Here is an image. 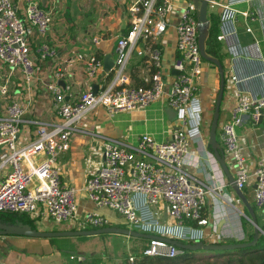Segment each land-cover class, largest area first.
<instances>
[{"label":"built area","instance_id":"2783aa9c","mask_svg":"<svg viewBox=\"0 0 264 264\" xmlns=\"http://www.w3.org/2000/svg\"><path fill=\"white\" fill-rule=\"evenodd\" d=\"M189 0L178 14L175 30V54L165 78L159 38L166 29V15L171 0H131L126 7V29L115 38L111 77L92 94L82 92L70 102L63 98L61 86H46L55 107L58 121L25 120V108L15 102L5 104L0 115V212L35 215L39 207L54 224L77 222L99 228L106 219L98 209L115 212L128 229L157 237L193 243L204 237L202 228L207 220L202 216L204 197L223 188L222 170L211 151L203 144L202 107L197 96V78L201 74L202 58L197 45V11ZM248 0H207L209 6L218 7V26L221 38L232 57L242 55L258 59L256 42L241 47L235 39L233 6ZM244 21L257 17L263 29L264 19L249 10L238 13ZM50 13L34 0H26L22 16H18L11 0H0V63L10 70H18L25 81L33 78L37 66L30 57L27 38L32 31L41 35L50 23ZM245 31L250 32L245 25ZM85 41L97 43L99 37L89 36ZM35 52L38 58L52 57L55 50L40 43ZM131 58L141 59L146 65L144 86L127 84L126 66ZM101 67L100 59L89 56L84 60L83 74L92 78ZM62 74L55 73L57 79ZM244 79L231 76L232 83ZM166 80L168 88L165 90ZM7 94V82H0V96ZM165 97L167 105L176 113L179 125L165 141H156L141 134L136 142L128 144L115 138L102 137L103 163L89 175L83 191L92 204L76 219V188L60 182L56 168L57 156L68 148V137L82 115L98 106L108 114L131 109H143ZM246 116L255 123L264 120V95L255 96L239 89L228 116L218 124V140L223 156L233 164V182L241 190L250 176L254 179L251 202L254 208L264 207V161L259 159L249 174L246 159L238 143L235 127ZM35 127V137L18 144L21 123ZM196 142L202 161L211 171L212 184L188 172L187 147ZM165 216L161 219V206ZM180 250L159 238L147 239L142 254L148 257L174 258ZM131 260V257H129Z\"/></svg>","mask_w":264,"mask_h":264},{"label":"crops","instance_id":"0c3cea01","mask_svg":"<svg viewBox=\"0 0 264 264\" xmlns=\"http://www.w3.org/2000/svg\"><path fill=\"white\" fill-rule=\"evenodd\" d=\"M40 7L50 13V23L41 34L32 31L28 36V47L30 57L37 66L33 78L25 81L18 70H10L9 67L0 63V82H7V94L0 96V115L4 106L9 101H15L25 108L23 118L25 120H40L57 122L58 116L48 93L46 86L49 83L63 81L61 93L63 98L70 102L78 99L85 91H91L92 86L99 88L101 84L111 77V68L114 59L115 38L123 32L127 26L126 7L131 0H34ZM75 8L71 5L74 2ZM189 0H171L167 11L166 29L159 38V47L162 56L163 74L167 80L172 73L170 64L175 54V30L180 8ZM223 2L224 0H215ZM26 0H11L18 16H22L23 6ZM87 8L84 15L87 20L81 25L79 22L83 17L78 12ZM234 22L232 27L235 31V39L241 46H247L256 42L258 59L248 58L242 55L232 57L228 54L227 44L218 33L220 43L221 67L223 69V91L218 106V117L216 126V137L218 148V124L227 118L229 109L234 103L236 89L245 93L261 96L264 95V34L257 17L244 21L238 14L240 11L249 10L264 19V0H248L233 6ZM219 8L209 6L208 13L218 17ZM208 14H206L207 18ZM124 29L121 31V25ZM245 25L250 32L245 31ZM89 36L99 37L97 43L85 41ZM44 43L55 50L52 57L40 59L37 57L35 48ZM89 56L100 59L101 67L92 78L83 74V64ZM111 62L108 71L103 70V60ZM137 58H131L126 66L127 84L132 80L129 72L136 64ZM203 62V61H202ZM136 75L144 86V76L147 74L146 65L135 68ZM62 74L61 79L55 77V73ZM244 78L235 84L231 82V76ZM108 76V77H107ZM166 80L165 90L168 88ZM141 85V86H142ZM218 88V75L216 67L204 60L201 63V74L197 78V93L202 104V119L209 112L212 114L214 100ZM95 89V90H96ZM179 125L175 111L170 108L161 97L148 104L143 109H131L114 114H108L101 107H94L85 112L77 122V131H72L68 137V148L60 152L56 160V168L60 172V182L64 186L77 189L75 194L76 216L78 219L84 211L93 206L83 191L86 178L95 173L103 163L101 142L102 137L115 138L128 144H134L141 134H146L156 141L168 140L171 132ZM208 132V130H207ZM207 132L203 129V144L207 147ZM238 143L246 159V167L252 174L259 159L264 161V120L253 123L246 116L242 118L239 126L235 127ZM35 137V127L25 121L21 123L18 144L32 140ZM221 149V147H220ZM188 157L184 168L205 182L212 184L211 171L202 161V154L197 149L196 142H190L187 147ZM222 153V152H221ZM223 156V154H222ZM225 166L233 177V164L223 156ZM222 173L220 182L224 185L220 191H213L204 197L202 205V216L206 218L207 224L202 228L203 243H238L242 237L240 225L241 217L245 218L244 211L247 209L244 201L252 207L251 193L254 179L250 176L245 186L237 194L229 185L225 175ZM161 206V219L168 221L165 216V206ZM255 217L264 222V207L254 208ZM99 213L110 225L124 224L122 219L113 211L106 208L98 209ZM39 207V213L27 215L33 221L37 230H73L80 229L77 222L69 224H54ZM125 225V224H124ZM126 226V225H125ZM51 227V228H50ZM89 227V226H88ZM82 229V228H81ZM84 229V227H83ZM40 239V238H36ZM48 246H42L37 253L27 251L30 248L28 242H24L15 235H0V264H68L65 259H59ZM37 248V247H36ZM41 248V247H40ZM60 248V247H59ZM79 253V252H78ZM45 258H49L46 260ZM45 259V260H44Z\"/></svg>","mask_w":264,"mask_h":264},{"label":"trees","instance_id":"16d2710c","mask_svg":"<svg viewBox=\"0 0 264 264\" xmlns=\"http://www.w3.org/2000/svg\"><path fill=\"white\" fill-rule=\"evenodd\" d=\"M208 26L205 32V37L203 40V49L204 53L216 59L218 62H221V58L223 54L220 52V43L217 38L219 33L218 26V17H216L213 13H208L207 16ZM136 64H134L133 68L129 72V77L132 80L130 86H141V82L137 78L136 70L137 66H142L143 62L141 59H137ZM204 62V60H202ZM108 77V76H107ZM143 86V85H142ZM217 133L215 132V137ZM210 149V148H208ZM222 152V149H220ZM253 212H255L254 207H251ZM244 214L247 216L246 211ZM255 215V214H254ZM204 216V215H203ZM256 225L261 231L260 236L255 241L254 245L250 247H244L234 250H210V251H189V250H180V253L177 254L174 258L169 259L167 257H159L152 256L148 257L142 254L143 248L147 244V239L144 238H134L131 237L133 241H141V248H131L132 254L128 253L127 248H115V253L118 255V259L115 260L111 256L106 248H102L96 253L84 252L83 256H76L75 251H71L68 248H54V251H59L60 255L65 256L66 259H69L70 262L68 264H264V222H260L255 217ZM0 223H5L8 225L21 226L28 229L36 230L33 221L29 219L26 214L22 213H5L0 212ZM240 225L242 230V237L239 242H248L251 240L253 236V226L247 221L246 218L241 217ZM104 226H112L117 228H127L124 224H115L110 225L108 223L104 224ZM84 229H95L94 227H84ZM111 234H99L98 237H108ZM51 243H58V241H62V238L51 237L45 238ZM180 241V240H179ZM204 242V240H200ZM182 242V241H180ZM68 249V250H67ZM80 249V248H79ZM204 253V256H200L199 254ZM131 257V260H129Z\"/></svg>","mask_w":264,"mask_h":264},{"label":"water","instance_id":"95a60500","mask_svg":"<svg viewBox=\"0 0 264 264\" xmlns=\"http://www.w3.org/2000/svg\"><path fill=\"white\" fill-rule=\"evenodd\" d=\"M194 6L197 11V35L196 37H197V45H198L200 57L202 58V60H205L213 64L217 69V75H218L217 94L214 100L211 119H210V123L208 126L206 145L208 148H210L209 150L211 151L213 157L219 164L231 188L237 194H239V190L234 185L233 177L227 171L222 153L220 152L217 146V142L215 140V132H216V126H217V117H218V106H219L220 99L222 96L224 78H223V69L221 67V64L216 59H213L207 56L204 53V49H203V40H204L205 32L208 26V20L206 18L207 0L194 1ZM123 29H124V25L122 24L121 31ZM121 33L122 32H120L119 35H121ZM110 66H111V62H109L107 60V57H105L103 60V70L108 71ZM171 73L176 74L177 71L171 70ZM58 85L63 86V81L60 80ZM95 89H96V86H92L90 92L93 94L95 92ZM244 205L247 209V216L245 215V218L253 226V236L251 240L248 242L207 243L206 244L201 241H197L193 243H183L175 239H170L166 237H157L154 235L137 232V231H134L128 228H117V227H112V226H104V227H99L95 229H83L82 228V229H73V230L44 231V230H37V229L33 230V229L24 228L21 226L0 223V235H15V236H24V237H34V238H51V237L62 238V237H73V236L77 237V236H89V235H99V234H116V235H123L126 237L144 238V239L159 238L165 241L166 243L174 246L177 249L189 250V251L234 250V249L250 247L254 245L255 241L261 234V231L256 225L255 215H254V212L251 206L245 201H244Z\"/></svg>","mask_w":264,"mask_h":264},{"label":"rangeland","instance_id":"374dc122","mask_svg":"<svg viewBox=\"0 0 264 264\" xmlns=\"http://www.w3.org/2000/svg\"><path fill=\"white\" fill-rule=\"evenodd\" d=\"M80 3L81 2L76 1V2L72 3L71 6L73 8H75V4H80ZM86 10H87V8L86 9L82 8L78 12V14L83 15V17L81 18V20L79 22L81 25L87 20V17H86L87 15H84L85 14L84 12ZM166 77H167V75H166ZM197 96L199 97L198 93H197ZM201 107H202V104H201ZM206 115L207 116H203V129L207 132L208 126L210 123V119H211V112H209ZM52 229H55V228H51L50 230H52ZM18 238H20V240H22L24 242H28L30 245H32L30 248H27V251L32 252V253H37V251H36L37 249H38V251H41L43 249L42 246H48L47 244H49L50 249L59 259H65L64 258L65 256L60 255L59 251H57V250L54 251L53 250L54 248L60 247V248H68L69 250L72 249L71 251H75L74 252L75 255L80 256V257L83 256L82 255L83 251H81L82 249L84 250V252L96 253L99 250H101L102 248H106V250L110 254H113V256H111V257L114 258L115 260H117L119 257H118V255L115 254V253H118V251H115V248H127L128 253L132 254L131 248H141L142 244H144L141 241H133L131 239V237H126L123 235H116V234H111L108 237H98L97 235L77 236V237H75V236H73V237H62V241H58V243H51L45 238L36 239L34 237H24V236H18ZM199 255L202 257L205 254L202 253ZM45 259L48 260L49 258H45ZM65 261L67 263L70 262L69 259H65ZM116 263H118V262H115L114 264H116ZM44 264H48V263H44Z\"/></svg>","mask_w":264,"mask_h":264}]
</instances>
